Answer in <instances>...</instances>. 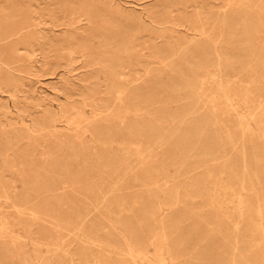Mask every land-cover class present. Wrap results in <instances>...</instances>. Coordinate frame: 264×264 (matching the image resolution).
<instances>
[{
  "label": "rangeland",
  "instance_id": "1",
  "mask_svg": "<svg viewBox=\"0 0 264 264\" xmlns=\"http://www.w3.org/2000/svg\"><path fill=\"white\" fill-rule=\"evenodd\" d=\"M226 1L0 0V209L11 210L3 191L23 202L29 197L24 206H45L50 218L59 214L67 225L87 222L61 239L69 255L53 254L51 264H79L78 253L87 264H126L122 233L142 250L164 235L170 254L185 253L192 258L188 264H264V220L258 216L260 211L264 219V115L258 113L264 101V0L232 10ZM196 12L208 17L207 25L226 15L222 27L205 29L211 42L193 31ZM154 47L164 60L160 65L151 58ZM216 52L228 59L224 86L249 92L246 103L240 94L229 101L236 115L211 82L219 73L204 77L200 70L206 63L214 69ZM112 68L119 76L109 74ZM112 79L127 83L125 102L140 113L125 116L114 92L107 97ZM87 101H106L108 110L96 115V107H83ZM71 106L89 121L120 112L124 123L149 126L142 137L132 133L125 140L122 124L111 121L108 136L99 139H115L106 150L89 133L80 135V147L74 130L66 132V149L45 146V131L30 137L27 127H43ZM159 139L164 142L155 144ZM51 224L44 228L55 235ZM87 235L110 247L84 244Z\"/></svg>",
  "mask_w": 264,
  "mask_h": 264
},
{
  "label": "bare ground",
  "instance_id": "2",
  "mask_svg": "<svg viewBox=\"0 0 264 264\" xmlns=\"http://www.w3.org/2000/svg\"><path fill=\"white\" fill-rule=\"evenodd\" d=\"M251 0H227L226 1V6L227 8H230L231 10L233 8H241V7H248V3H250ZM176 10V9H175ZM226 10V9H225ZM223 11V10H222ZM173 12V11H172ZM224 12V11H223ZM169 13V12H167ZM226 13V11H225ZM168 15V14H167ZM218 15V13H217ZM225 16H222V19L216 23V24H211V22L209 23V25H207L208 22V17L207 16H202L200 15V13H195V15L193 16V31L197 32L199 34L200 37H204L205 39H207V42H211L210 38L207 36V32L205 31V29L212 31L215 26H219L222 27L226 22H225ZM167 17V16H166ZM183 17V16H182ZM189 17V16H188ZM217 17V16H216ZM172 18V17H171ZM185 18V17H183ZM182 18V20H183ZM221 18V17H220ZM166 19V18H165ZM164 19V20H165ZM178 19V18H177ZM217 20V19H216ZM175 21V20H174ZM179 21V20H178ZM211 21V20H210ZM187 22V21H186ZM262 22V21H261ZM163 23V22H162ZM165 23V22H164ZM188 23V22H187ZM174 24V22H173ZM183 24V22L181 23ZM181 24H178L179 26ZM175 26V25H174ZM185 26V25H184ZM207 26H209L207 28ZM171 27V26H170ZM169 27V28H170ZM260 27V26H259ZM167 28V27H166ZM187 28V27H186ZM189 28V27H188ZM261 28L264 29L263 24H261ZM185 29V27H184ZM165 30V29H164ZM189 29H187L188 31ZM168 31V30H167ZM177 31V30H176ZM185 31V30H184ZM191 31V30H190ZM195 35V34H194ZM198 37V36H197ZM218 37V36H217ZM219 37H221V32L219 33ZM190 38V37H189ZM219 41V40H217ZM216 41V43H217ZM196 42V41H195ZM192 43V41H191ZM194 43V42H193ZM197 43V42H196ZM214 43V42H213ZM195 44V43H194ZM201 44V43H200ZM203 44V43H202ZM218 45V44H216ZM215 45V46H216ZM155 46V45H154ZM183 47V44H182ZM205 50V48H204ZM215 50V48H214ZM201 52V51H200ZM220 52V51H219ZM219 52H216L215 58H216V62L214 65V69L210 72V68L212 67L209 64H204L203 66L201 65L200 69L201 73L204 75V77H207L208 75H211L213 72H217L219 73V76L216 78H212L211 82H216V90L219 93V96L222 97L226 102H228V111L230 110L233 114H237L236 111H234L233 109V105L231 103H229V101L232 100L233 97H237L238 94H240L241 98H243V103H246L247 101H250L249 99V92L246 89L243 90H234V89H230V88H226L224 86V84H226L230 78L229 75L224 74L222 71V67L224 66V64H226V61L228 59H226V57L222 56ZM72 51L69 52V60L70 62H72ZM206 53V52H205ZM208 54V53H206ZM203 55V54H202ZM142 57V56H141ZM137 58V57H136ZM151 58L152 60H154V58L156 59V63L158 65L162 64L164 60H162L161 58V54L159 53L158 47H154L153 48V52L151 54ZM165 59V58H164ZM169 59V58H167ZM203 60V59H202ZM264 60H261V62H263ZM204 62V60H203ZM129 62H127L128 64ZM154 63V62H153ZM120 64V63H119ZM118 64V69H123L125 67L121 66ZM125 65V64H124ZM148 65V64H147ZM157 65V66H158ZM200 65V64H199ZM230 66L232 64H229ZM234 65V64H233ZM260 66L263 68V66L260 63ZM156 67V66H155ZM247 67V66H246ZM151 68V67H150ZM231 69L232 66H231ZM125 70V69H124ZM248 71V68L245 69ZM250 70H252V68H250ZM116 69H111L109 70V74L112 75L114 74L115 76H119L120 73H116L115 72ZM123 71V70H122ZM144 72V76H148L150 74V71L148 70L147 67H143V70H141ZM198 71V70H197ZM245 71V72H247ZM127 73V72H126ZM141 73V72H140ZM197 73V72H196ZM123 74V73H122ZM236 74V73H235ZM107 75V74H106ZM127 75V74H126ZM142 75V74H141ZM140 75V76H141ZM142 75V76H143ZM129 76V75H127ZM135 76V75H134ZM199 76V74H198ZM237 76V75H235ZM108 77V76H107ZM106 77V78H107ZM113 78V77H112ZM134 78V77H133ZM142 77H140L141 79ZM233 78V77H232ZM264 79V77H262ZM116 79V78H115ZM122 79V77H121ZM203 79V78H202ZM108 80V79H107ZM125 80V79H124ZM199 80V79H198ZM216 80V81H215ZM224 80V81H223ZM138 81V80H137ZM108 82V86H107V97H110V93L114 92V94L116 95V101L119 102V106H120V110L123 109L122 113H124L125 116H129L130 113H132L133 115H137L138 113H140L142 111V108H139L137 105L133 106L132 110L130 109V105L128 106V104L125 102L127 99H129L125 94L128 90V85L127 83H120L119 81H115V80H110L107 81ZM195 82V81H194ZM249 82L254 83V81L249 80ZM130 83V82H129ZM135 84V82H134ZM204 85V80L200 85V88H198V90H201L203 88ZM132 86V85H131ZM134 86V85H133ZM136 86V85H135ZM184 86V85H183ZM182 86V87H183ZM106 87V86H105ZM145 87H138L136 88V90L140 91V89L143 90V88ZM180 87V88H182ZM114 88V89H113ZM196 89V87H193V89ZM186 90V89H184ZM143 92V91H141ZM147 92H149V90H147ZM131 93V92H130ZM130 93H128L130 95ZM146 93V91H145ZM200 93V92H199ZM113 94V93H112ZM140 94V93H139ZM138 95V94H137ZM142 95V94H140ZM131 96V95H130ZM129 96V97H130ZM139 96V95H138ZM200 96L203 98L206 95L204 94V91L201 92ZM93 97V96H92ZM134 97V96H133ZM132 98V97H131ZM136 98V97H135ZM98 99V98H97ZM113 99V97H112ZM133 99V98H132ZM114 100V99H113ZM207 100V99H206ZM115 101V102H116ZM208 101V102H207ZM206 104L214 109L215 108V104L213 103L212 100H207ZM101 102V101H100ZM114 102V101H113ZM128 102V101H127ZM205 103V101H204ZM118 104V103H117ZM205 104V105H206ZM260 105V109L258 110L259 114H263L264 115V101L261 103H258ZM116 105V104H115ZM111 106V105H110ZM109 106V107H110ZM204 106V105H203ZM250 106H252V103H250ZM263 108H262V107ZM83 107H90L91 109H93V113H103V109H107L108 105L105 101V103L103 104H97L95 101L91 102V101H87L84 102V106ZM93 107V108H92ZM100 107V108H99ZM112 107V106H111ZM114 108V107H113ZM102 109V110H101ZM112 109V108H111ZM108 110V109H107ZM109 111H106V113H108ZM105 113V112H104ZM105 113V114H106ZM120 112H118L117 114H113L111 119L109 120L108 118H104V119H99L97 121H95V118H93V121H89L87 118H85V116L83 115V113H81V111L79 110V108L75 107V106H71L69 107V109L66 110H62L60 111L58 114H55L53 118L51 119H45L44 125L43 127H39L38 129L34 130L31 127H27L26 130L28 132V134L32 133V134H41L39 133L40 131H45L46 135L44 136L43 139H41L42 143L47 146V147H52L55 144L60 145V148L62 149H66V148H71L70 145H64L62 144L63 142H65V140L68 138L66 132L70 131V130H74L75 133L72 135V137L74 139H77L78 145L80 147H82V143L80 142V135H83L85 133H89L92 137H94L96 140H93L95 142L98 143V145H100L104 150H106L105 148L110 147L115 139H111V141L109 140L107 144V142H102L100 139V137L105 134L106 136H108L107 130L110 131V125L113 126V124H111V121H115L116 122H120L121 126L119 128L120 132L123 134L124 139L126 140L127 138H130L132 133L137 134V137L140 138L142 137L143 134V129L144 127L149 126V124H145L142 121H133L132 123H124L121 120V117L119 116L120 114H122ZM99 114V113H98ZM112 114V113H111ZM131 114V115H132ZM97 115V114H96ZM94 116V115H93ZM100 116V115H98ZM96 117V116H95ZM97 118V117H96ZM128 118V117H127ZM123 119V117H122ZM91 120V119H90ZM124 120V119H123ZM241 123V122H240ZM62 125V126H61ZM58 127H61L64 129L65 133L62 131H59ZM116 128H118V126H116ZM62 129V130H63ZM44 133V132H43ZM31 135V134H30ZM29 135V136H30ZM42 135V134H41ZM112 135V134H111ZM110 135V136H111ZM164 135V134H163ZM170 135V134H169ZM33 135H31L30 137H32ZM71 136V135H70ZM88 136V135H87ZM162 137V135H160ZM40 137V136H39ZM114 138H116V135H114ZM121 138V137H120ZM88 139V138H87ZM31 140V139H30ZM91 140V138L89 139ZM160 140V139H159ZM164 139H161L160 141L155 142V144H159L163 141ZM83 141V140H82ZM122 141V140H121ZM31 142V141H30ZM76 142V141H75ZM89 142V141H88ZM91 142V141H90ZM19 143V142H18ZM85 143V142H84ZM90 144V143H89ZM86 145V144H85ZM96 144V146H98ZM16 146V145H15ZM78 146V147H79ZM27 147V146H26ZM57 147V146H56ZM90 147V146H89ZM58 148V147H57ZM59 148V149H60ZM76 148V147H75ZM99 148V146H98ZM18 150V149H16ZM28 150V148H27ZM82 150V149H80ZM89 150V149H88ZM87 150V151H88ZM96 149H93L92 151H95ZM101 150V149H100ZM10 151V150H9ZM14 152V151H13ZM25 152V151H24ZM83 152V151H82ZM86 152V150H85ZM16 154V153H15ZM14 154V155H15ZM19 154V153H18ZM27 154V151H26ZM25 154V155H26ZM84 154V153H83ZM4 155V154H3ZM8 155V154H7ZM13 155V153H12ZM5 157V156H4ZM13 157V156H12ZM11 158V157H9ZM14 158V157H13ZM19 158V157H18ZM4 159V158H3ZM30 161V158H28ZM27 161V159L25 160ZM31 162V161H30ZM19 163V162H18ZM17 163V164H18ZM29 163V162H28ZM27 163V164H28ZM7 164V163H6ZM22 164V163H21ZM31 164V163H29ZM28 164V165H29ZM19 165V164H18ZM10 167L11 164H10ZM5 169V168H4ZM9 169V167H8ZM21 170V169H20ZM13 172V171H12ZM21 172V171H20ZM18 173V171H17ZM1 174V173H0ZM7 174V173H6ZM11 174V173H10ZM21 174V173H20ZM19 174V175H20ZM18 175V176H19ZM22 175V174H21ZM1 176V175H0ZM33 177V176H32ZM13 178V177H12ZM258 176L255 175V179L257 180V184L259 187H263V184L261 183V181H258ZM4 179V178H3ZM11 179V178H10ZM7 180V179H6ZM9 180V177H8ZM18 180V179H17ZM14 181V180H13ZM12 181V182H13ZM15 182V181H14ZM21 182V181H20ZM59 181H57L58 183ZM62 183H66L64 182V180L62 181ZM51 184V183H50ZM55 184V182H54ZM20 185V184H19ZM57 186H59L58 184H56ZM66 185V184H65ZM56 186V187H57ZM62 186V184H61ZM0 187L3 188V185H0ZM6 187V186H5ZM19 187V186H16ZM21 187V186H20ZM64 187V186H62ZM61 187V189H62ZM54 188V187H53ZM60 189V186L58 187ZM9 189V188H8ZM64 189V188H63ZM241 189H243V187L241 186ZM2 190V189H1ZM17 190V189H16ZM19 192V190H18ZM3 194L2 199L4 200L5 203L10 205L11 210H6V209H0V264H51V260H52V255L53 254H60L64 256L69 255L68 251L65 249L66 247L64 245H62L61 243V239H63V237L67 234H72L73 231H79L76 227H84L86 225L87 222H85V219H83L79 224H74L73 222L70 225H67L66 222H64V219L62 216H60L59 214H53L55 216H53L52 218H50V216L47 215L48 209L45 206L42 205H37V206H29L26 207L24 206L25 204H29L31 202V200H29L27 198V200L25 199L24 202L22 200L17 199L16 197H11L9 194H7L6 192H1ZM59 196V195H58ZM35 197V196H34ZM61 198V197H60ZM239 206L242 204V202L238 203ZM4 207V205L2 206ZM9 208V209H10ZM8 209V208H7ZM6 211V212H4ZM11 211V213H10ZM51 211V210H50ZM52 215V213H51ZM258 216L261 220H264L263 217L261 216L260 211H258ZM85 217V216H84ZM50 221H48V219ZM53 223V225L57 228L58 232H55V235L46 232L47 230L44 228V225L47 224H51ZM52 225V224H51ZM264 225H260V229H261V237L264 241ZM53 227V226H52ZM53 229V228H52ZM55 230V229H54ZM163 231V230H162ZM75 235V234H74ZM89 235L85 236V240L82 242L85 243H94L97 242L105 245L106 247H110L108 246V243H104V241L101 240H94L88 237ZM82 237V236H81ZM73 238V237H72ZM80 239V238H79ZM121 239L123 240V242L126 244L125 246V251L124 254L127 256V258L129 259V262L127 261L126 264H177L178 261L181 260H186L188 261V263H191L192 258L188 257L185 255V253H180L177 252V254L171 255L170 251L172 249V247L168 246L166 244V238L164 237V235L160 238V240H157V242H151L150 247L148 248V250L144 251L140 248H138V244L136 245V243L138 241H133L131 238H128L125 234H121ZM81 240V239H80ZM65 241V239H64ZM121 242V241H120ZM60 243V244H59ZM65 243V242H64ZM120 244V243H119ZM87 245V244H86ZM92 245V244H91ZM95 245V244H94ZM93 245V246H94ZM68 246V245H67ZM140 246V245H139ZM99 247H101L99 245ZM98 247V248H99ZM143 247V246H142ZM264 247V245H263ZM103 248V246H102ZM109 249V248H108ZM118 249V248H117ZM121 249V248H120ZM99 250V249H98ZM97 250V251H98ZM123 250V249H122ZM93 251V250H92ZM91 251V252H92ZM100 251V250H99ZM105 251V250H104ZM103 251V252H104ZM116 251V250H115ZM113 252L114 254H117L118 252ZM100 252V253H103ZM123 252V251H122ZM89 253V252H88ZM93 253V252H92ZM98 253V252H97ZM179 253V254H178ZM119 254V253H118ZM124 254H122L124 256ZM183 254V255H182ZM74 256V255H72ZM77 261H81L79 262V264H87V260H85V254H80L78 253L77 255ZM96 257V256H95ZM119 257V256H117ZM121 257V256H120ZM66 258V257H65ZM59 258H56V260ZM69 259V258H68ZM96 259V258H95ZM118 259V258H117ZM70 260V259H69ZM111 260V259H110ZM6 261V262H4ZM92 261V260H91ZM8 262V263H7ZM54 262V261H53ZM75 262V261H74ZM115 262V261H114ZM93 263L95 264H107L104 263L103 261H99V260H95ZM183 263V262H182ZM207 263V262H206ZM54 264V263H53ZM70 264H74L72 261L70 262ZM255 264V263H252Z\"/></svg>",
  "mask_w": 264,
  "mask_h": 264
}]
</instances>
